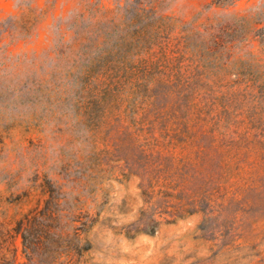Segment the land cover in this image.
I'll list each match as a JSON object with an SVG mask.
<instances>
[{"label": "trees", "instance_id": "1", "mask_svg": "<svg viewBox=\"0 0 264 264\" xmlns=\"http://www.w3.org/2000/svg\"><path fill=\"white\" fill-rule=\"evenodd\" d=\"M158 1L109 8L97 0L71 24L78 48L64 77L69 83L62 81L57 93L76 99L72 126L82 127L92 144L88 176L111 167L121 180L137 179L150 207L142 208L135 231L152 234L157 216L212 213L230 178L253 156L263 172L229 204L264 214V5L229 21H186L163 12ZM36 20H23L24 34L32 36ZM252 41L261 43L260 53L249 49ZM40 187L43 200L13 228L23 264H87L89 233L101 211L92 217L48 178ZM250 219L223 245L240 246L236 241L252 231ZM13 238L0 224V264H17Z\"/></svg>", "mask_w": 264, "mask_h": 264}, {"label": "rangeland", "instance_id": "2", "mask_svg": "<svg viewBox=\"0 0 264 264\" xmlns=\"http://www.w3.org/2000/svg\"><path fill=\"white\" fill-rule=\"evenodd\" d=\"M96 1L0 0V224L14 235L17 264L25 260L21 238L13 232L15 222L43 200L40 185L47 178L63 186L70 202L81 200L92 217L101 211L89 233L87 264H264V214L250 209L246 214L237 203L229 204L230 198L240 200L263 172L256 157L230 178L212 213L157 216L160 224L152 234L135 231L142 208L150 207L137 179L121 180L119 168L111 167L102 176H88L92 144L82 127L72 126L76 99H60L57 91L62 81L69 83L64 77L78 48L71 24ZM125 1L101 0L109 8ZM158 2L163 12L186 21H229L255 15L264 5V0H238L229 6L213 0ZM35 17L32 36L24 34L23 20ZM81 23L88 21L82 18ZM261 47L252 41L249 49L260 53ZM30 88L33 95L26 93ZM251 108L252 103L246 112ZM28 191L32 195L25 198ZM246 216L254 219L252 231L236 241L240 246H224Z\"/></svg>", "mask_w": 264, "mask_h": 264}]
</instances>
